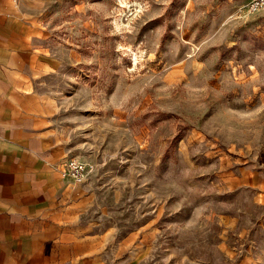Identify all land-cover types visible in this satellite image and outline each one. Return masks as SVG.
<instances>
[{
	"label": "rangeland",
	"instance_id": "obj_1",
	"mask_svg": "<svg viewBox=\"0 0 264 264\" xmlns=\"http://www.w3.org/2000/svg\"><path fill=\"white\" fill-rule=\"evenodd\" d=\"M42 12L62 58L42 92L67 159L88 167L94 245L115 264L147 250L142 264H264V0Z\"/></svg>",
	"mask_w": 264,
	"mask_h": 264
},
{
	"label": "crops",
	"instance_id": "obj_2",
	"mask_svg": "<svg viewBox=\"0 0 264 264\" xmlns=\"http://www.w3.org/2000/svg\"><path fill=\"white\" fill-rule=\"evenodd\" d=\"M50 2L0 0V264H115L94 245L106 229L86 230V181L61 172L71 155L42 92L62 63L44 46ZM149 254L117 264H142Z\"/></svg>",
	"mask_w": 264,
	"mask_h": 264
},
{
	"label": "built area",
	"instance_id": "obj_3",
	"mask_svg": "<svg viewBox=\"0 0 264 264\" xmlns=\"http://www.w3.org/2000/svg\"><path fill=\"white\" fill-rule=\"evenodd\" d=\"M263 0H257V4H261ZM63 175L70 176L74 182L83 183L88 176V167L80 159L71 157L67 159L61 170Z\"/></svg>",
	"mask_w": 264,
	"mask_h": 264
}]
</instances>
